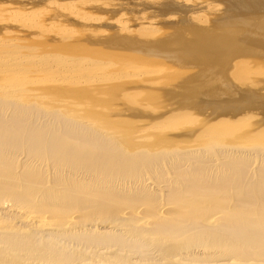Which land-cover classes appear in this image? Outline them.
<instances>
[{"label":"bare ground","instance_id":"6f19581e","mask_svg":"<svg viewBox=\"0 0 264 264\" xmlns=\"http://www.w3.org/2000/svg\"><path fill=\"white\" fill-rule=\"evenodd\" d=\"M239 1L244 2V8L261 7L264 12V0ZM209 24H189L181 28L183 31L176 28L151 41L115 36L116 44L109 42L108 46L117 49L114 54L118 58L135 57L153 63L162 59L179 66L186 63L187 56L192 61L189 64L205 68L208 66L198 61L199 56L220 58L224 65L223 54L246 55L245 51L252 48L249 40L258 41L264 50L260 35H252L263 29L261 26L247 22L239 24L243 27L228 22ZM2 40L0 70L11 74L7 76H13L16 83L17 78L21 80L32 71L54 77L69 74L74 79L98 70L85 56L38 58L30 51L18 58L19 48ZM253 44L252 49H256ZM196 66L193 68L198 69ZM203 73L193 71L186 79L178 74L179 84L176 76L172 77L173 84L179 86L176 94L160 90L155 95L167 96L169 105L179 102L174 103V96L187 101L195 98L200 107L208 105L205 96L209 94L203 88L217 76L211 79L214 74L210 73V78ZM243 74L239 75L245 80ZM224 80L220 87L226 85ZM11 83L0 82V264H264L263 132L239 130L240 134L228 140L235 131L229 130L226 122L224 127L211 123L200 131L184 129L176 134L165 130L142 135L138 130L135 136L128 129L110 128V123L99 125L81 118L69 108L64 110L63 103L62 107L46 105L42 97L27 92L31 88L15 89ZM226 83L221 93L232 98L234 89L229 90L231 83ZM222 111L223 115L228 113ZM136 113L143 119L142 113ZM252 125H264V119Z\"/></svg>","mask_w":264,"mask_h":264},{"label":"rangeland","instance_id":"374dc122","mask_svg":"<svg viewBox=\"0 0 264 264\" xmlns=\"http://www.w3.org/2000/svg\"><path fill=\"white\" fill-rule=\"evenodd\" d=\"M248 7L251 6L245 5L244 8V2L242 3L239 0H0V18L2 17L0 19V40L3 39L6 40V42H13L15 44V47L17 49L19 48V53L17 51L18 58H22L23 56L25 57V53H29L30 51L31 54L36 55L38 58L40 56H44L45 58L49 56L48 58H53L55 56L61 55V57L66 56L67 58L71 57V59H73L76 55V58H79L80 56H82L83 58L85 56L86 58H90L92 63L94 62V67L98 69L95 71V74L93 73L91 74V76L83 75L84 77L74 79L72 76H69V74L54 77V74L48 73V75H46L47 73L45 74L43 72L42 74L41 71V73L39 71L38 73L32 71V73L30 72V69V75L28 74L29 77H23V79L21 80L20 78L16 79L18 84L15 82V78H13V76L8 77L11 76V74H4V72L0 70V82L2 81L5 83H11L13 81L11 85L13 84L12 87H15V89H20V87H22V90L25 88H31L27 92H30L31 90L30 93H35V96H40L39 98L42 97V99L40 100L42 103L45 102L46 105L56 104V106L62 107L61 104L63 103L62 105L64 106L62 108L64 110H67L69 108L68 111L79 114L78 116L81 118L97 122L99 125L110 123L112 124H109L110 128L119 127L121 128L120 130L128 129V131L133 132V135L135 136L138 132L139 134L143 135L145 131L146 133L150 134H155L158 131L160 132L165 130L166 132H171L174 134L179 133L184 129V131L192 129L200 131L206 128L207 125H211V123H216V126H218L217 124H219V127H224L223 124L227 125L225 124L226 122H229V130L233 129L235 131V134L232 135L233 138L232 136H229L228 140L229 138L230 140L234 139V136L240 134L238 133L240 131L244 132L246 130L253 129V131H257L258 134L263 132L260 135L263 134L264 136V125L251 128L253 126V123L264 119V50H260V46L263 45L261 43H258V41H248L249 46L253 48L255 45L253 44L254 42L256 43L257 47H255L256 49H248L251 53L243 49L245 52H247L246 55L245 53L223 54V56L226 58L224 60V65L223 63L219 62L220 58L219 60H213L207 57L199 56L198 61L202 64H207L208 68L203 67L204 65L201 66L198 64V66H196V64H193L192 66V64H189L192 63L191 59L189 60V58H187L186 56V60H184L186 63L179 64L182 72H180L181 70L179 69L178 65L173 66V64L170 65L168 62L164 63V60L162 59L156 62L154 61L153 63V61H141L139 59H136L135 57L129 58L120 56V58H118L114 54L117 49L112 46H108L109 44H116V42H114L115 40L112 39L115 36H118L121 39L128 36L127 38L132 37L133 39H137L140 41H151L153 39H157L168 33H171L172 31H175L176 28L177 31H179V28L185 29L188 26L190 27V25L192 26V24H198L199 26L203 25L208 27L210 25L209 23L221 25L224 23L226 24L227 22L231 26L235 25V27L236 24L237 27H243L239 26V24H242V22L261 26L263 29L255 30V33H253L252 35L254 36V38H257V35H260V39L264 41V12L261 11L263 9L261 7ZM255 9L260 11L255 12ZM252 13L258 14H256L257 16H254V14ZM259 13H262L263 15H259ZM232 21L234 24L232 23ZM182 23L185 25H183ZM183 29L181 30L183 31ZM210 29L213 28L210 27ZM190 32L191 30L188 31V33ZM118 37L116 39H118ZM81 38H83L82 42L84 43H81ZM94 40H98V42L96 41L97 43H95L93 42ZM89 44L92 46L88 47L90 46ZM258 45H260V48L258 47ZM96 47H98V49ZM102 47H105L104 50H101ZM33 49L35 50L33 51ZM1 53L2 52H0V54ZM220 63L222 64V66L220 65ZM188 64L191 66V69L188 67ZM184 65L185 67L183 68L182 66ZM195 66L198 67V69L193 68ZM216 67L218 68L215 69ZM220 68H222L224 72ZM203 69H205L206 71L204 72ZM133 70L135 72L139 71V74H141L137 75L138 72L136 74ZM208 70L210 72H208ZM193 71L196 73L204 72L205 74L203 73V75L205 76H207L206 73H208V76H210V73H212V75H214L213 77L212 75L210 76V78L212 77L211 79H214L215 76H217V78L222 77V80H220L221 78H218L219 80L215 78L217 79V81H215V79L211 80V82L206 85L207 87L203 88L205 89V92L209 94V96H205V99L206 97L207 99H210V96H214L216 94V97L214 96V98L216 99L211 98L210 100H205L206 102H208V105H206V103H202L203 106H201V108L199 105L200 101L195 98L188 99L190 104L189 105L187 99H182L179 97L180 100H177L179 98L177 96H174V103L178 101L179 102L176 103V105H173L172 102L170 103V105L172 104V106H170L168 103L169 98L167 96L164 95V97L155 95V92H160V90H164L165 92L171 90L174 93L169 91V94H176L175 92H177L179 86L173 84V81L175 79L172 80V77L176 76L175 78L178 79V77L180 76V78L186 79V76ZM244 71L246 74L244 73ZM225 72L226 74L223 75ZM219 73L220 75H222H218ZM180 74H182L184 77H182V75ZM239 74L241 76L242 74L243 76L245 75L246 79L244 80V77L243 79H241V76ZM226 75L227 80L225 79ZM25 79H28V81L30 82H26ZM223 80L226 85H223L224 82H222L223 87H220V81ZM175 82L179 84L181 80L178 79ZM215 82L218 83L215 84ZM226 82H229V84L231 83L229 85L230 87L228 88L229 90L230 88L231 90L234 89L232 90L234 92L232 98H227L226 94L221 93V89H224L225 86V88H227L228 86V83ZM232 85L234 88L232 87ZM214 87H217V89L215 88L216 91L213 90L217 93H214L212 91L211 95L210 92L212 89H214ZM63 88L64 90H62ZM242 90H244V92ZM52 91L53 93H51ZM249 92L252 95H250ZM151 94L152 96H150ZM218 95L219 97L217 98ZM220 95L222 96L220 97ZM223 95L225 98L223 97ZM234 95L235 97H237L236 95L239 96L237 98H234ZM259 95L261 96L259 97ZM158 97L160 99H158ZM39 98L37 99L39 100ZM94 98L96 100H94ZM256 98V101L259 100L260 102H256ZM60 101L61 103H59ZM183 102H185V104L187 105L184 106ZM195 102H197L199 106H196L197 104ZM57 103H59V105ZM222 109H224V112L225 110L228 111V113L225 112L227 114L223 115ZM218 110L221 111L219 112ZM236 110L238 111L236 112ZM135 111H139L140 113H142L143 115L140 114V116H142L143 119H140V117L136 116L137 113ZM235 113H237V115L232 117ZM214 114L217 115L215 116ZM170 115L172 116L170 117ZM229 118L232 122L229 120ZM236 119L240 121H234ZM166 120H168V125H170L168 127L167 125L165 126V124L168 123ZM218 121H222L223 123ZM178 122L180 125L178 124ZM245 122H247L248 124H244ZM173 123L174 125L177 124V126H173ZM171 125L173 127H171ZM229 125L231 128L229 127ZM235 125L238 126L236 127ZM131 127L137 129L134 130L136 132L130 129ZM151 129H153L154 131ZM191 139H194V137ZM193 141L195 140H192L191 142ZM185 142L187 143V140H185Z\"/></svg>","mask_w":264,"mask_h":264}]
</instances>
